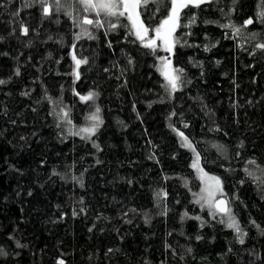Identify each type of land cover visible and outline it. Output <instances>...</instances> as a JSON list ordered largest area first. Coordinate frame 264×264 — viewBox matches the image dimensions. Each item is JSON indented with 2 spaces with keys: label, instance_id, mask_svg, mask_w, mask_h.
Listing matches in <instances>:
<instances>
[{
  "label": "trees",
  "instance_id": "16d2710c",
  "mask_svg": "<svg viewBox=\"0 0 264 264\" xmlns=\"http://www.w3.org/2000/svg\"><path fill=\"white\" fill-rule=\"evenodd\" d=\"M63 2L44 16L0 0V264H264V0L180 12L174 94L127 15L82 37L86 13ZM170 12L171 0L138 8L149 30ZM97 108L95 134L73 135ZM193 151L222 181L243 244L196 202Z\"/></svg>",
  "mask_w": 264,
  "mask_h": 264
},
{
  "label": "snow or ice",
  "instance_id": "6c2138e0",
  "mask_svg": "<svg viewBox=\"0 0 264 264\" xmlns=\"http://www.w3.org/2000/svg\"><path fill=\"white\" fill-rule=\"evenodd\" d=\"M76 3H79L83 11L86 13L95 12L96 16L99 17L101 13H103L106 16L109 17H117V16H124L127 12V19L132 21L133 28L136 29L135 35L140 39L141 41L144 40L145 34L148 32V28L144 26L143 22L139 20V13L136 11V9L140 6V4L147 3V0H75ZM211 0H171V14L168 15V17L162 21L160 27L154 29L156 32L157 38L164 40L165 44L168 45L166 48L167 51H171L172 49V43L170 42L169 37L171 36V33L175 31V29L179 26V20H180V12L184 8H187L189 5L199 7L201 4L204 3H210ZM33 3H40L42 5V11L44 16H50L53 12V9L55 8V11L59 12L62 9H64L65 5L63 0H54V3H48L47 0H33ZM123 8V10H121ZM67 15L72 16V11H68ZM261 19H264V11H261L259 13ZM195 22V17H193V21ZM80 25H94L96 27H103V21L99 19H90L87 15L80 18L79 21ZM110 26L115 28L117 25L112 24L111 22ZM253 21L251 19L245 21V25L252 24ZM188 26V25H185ZM222 27L225 28H235L234 25L231 24H225L222 25ZM162 29L164 31L162 32ZM22 32L23 34H28V28L22 26ZM85 32H87V29H84ZM235 32L239 34L241 32V28H235ZM89 38H94L89 33ZM79 38V37H78ZM155 45V40L149 41V43L145 44V47H153ZM257 48L264 49V43L256 45ZM207 50V49H206ZM73 59L76 61L77 67L81 64H86L87 60H77L75 56H73ZM167 59V58H163ZM183 73V69H173L170 66V62L168 64H165L164 69L162 70V75H164L165 80L167 83L164 85L166 89H169L170 92H175L178 90L179 83L181 81V75ZM19 74V70H17V75ZM78 77V73H77ZM4 80H0V84H4ZM95 93H89L86 97H81L82 100H91L95 96ZM100 109H96V113L90 117V119L96 123H93L91 127L88 128H82L80 129L81 132L85 133H91L95 134L96 129L99 127L100 118L98 116ZM65 116L67 113L64 114ZM73 135H79L78 132H73ZM181 137L185 141H187V137H184L183 133H179ZM90 138V137H89ZM95 147H98V145H94ZM188 147H191V142L187 143ZM199 156V153H197V157ZM249 164H255L254 160H250L248 162ZM197 165L194 164L193 167H196ZM245 171L251 175V173L246 168ZM207 175V174H205ZM75 179V178H74ZM210 179L214 180L216 182V185H220V180L218 177H211ZM82 185V182H81ZM166 196V193L164 194ZM210 196L213 194L210 193ZM205 199L203 196L200 197V200ZM200 200H197V203H200ZM82 202V201H81ZM228 201L227 200H218L215 202V207L223 214V218L219 221L222 224H225L227 228L233 229L236 233L238 242L240 244H243L245 242L244 237L247 235L246 232L243 231V229L240 227L239 222L236 220L234 215L231 213V209L227 206ZM83 211V209H81ZM77 213L73 211V215H76ZM185 216H188V213H184ZM213 218H215V214H213ZM195 219H199V217H196ZM253 224H255V221H252ZM256 227H259V225H256ZM262 234H264V229L261 230ZM199 239V237H198ZM20 246V245H18ZM111 251V250H109ZM189 252L191 249L188 250ZM0 254H6L3 253V250L0 249ZM58 264H65L63 260H60Z\"/></svg>",
  "mask_w": 264,
  "mask_h": 264
},
{
  "label": "rangeland",
  "instance_id": "374dc122",
  "mask_svg": "<svg viewBox=\"0 0 264 264\" xmlns=\"http://www.w3.org/2000/svg\"><path fill=\"white\" fill-rule=\"evenodd\" d=\"M121 10H123V8H121ZM182 11V10H181ZM86 13V12H85ZM171 14V12H170ZM169 14V15H170ZM86 15L90 18V19H99L102 20L104 24H107V22H117L118 19L122 16H117V17H109L104 15L103 13H101V15L99 17L96 16L95 12H90V13H86ZM125 15H128L127 12L125 13ZM105 19V20H103ZM132 23V21H131ZM161 25V24H160ZM160 25L158 27H160ZM133 26V25H132ZM96 26L94 25H83L80 26V33L82 37H88L89 33L91 32L90 30H93ZM157 27V28H158ZM84 29H87V32L84 31ZM135 31L136 29L133 28ZM177 29V28H176ZM175 29V31H176ZM164 31V29H162V32ZM174 32L171 33V36L169 37L170 42L172 43V49L171 51H167L166 48L168 47L167 44H165L164 40L157 38L156 32L154 30H149L147 34H145V38L143 41H141L140 39H138L140 41V43H142L143 45L149 43V41L151 40H155V45H153V47H151V49H153L154 51L159 53V57H158V70L159 73L161 74V76L164 78V75H162V70L164 69L165 64H168L170 62V66L173 69H177L173 63V58H174V51H175V40H174ZM138 38V37H137ZM163 58H167L166 60ZM165 82L167 83V81L165 80ZM180 85V83H179ZM180 87L178 86V90H176L175 92L179 91ZM175 92H171L172 94H174ZM93 125L92 122H90L89 124H87V126H76V128H74L72 130L73 132H78L79 135H75L79 138H89L90 136H92L93 134L91 133H85V132H81L80 129L82 128H88L91 127ZM196 164V167H193L197 179L200 183V191L198 193V196L196 197V200H200V197L203 196L205 199L200 200V203H198L202 209H206L208 210L212 215L215 214V216H218L220 214H218V212L215 209V202L218 201L221 198H225L223 196V183L220 180V185L217 186L216 182L212 179H210L211 177H217L213 174H209L207 173L201 166V162H200V157H197V154L193 151V165ZM192 165V166H193ZM207 174V175H205ZM212 193L213 195L210 196L209 194ZM228 201V200H227ZM231 209V213L232 215H234V217L236 218L235 215V211L232 207H230ZM237 220V218H236Z\"/></svg>",
  "mask_w": 264,
  "mask_h": 264
},
{
  "label": "water",
  "instance_id": "95a60500",
  "mask_svg": "<svg viewBox=\"0 0 264 264\" xmlns=\"http://www.w3.org/2000/svg\"><path fill=\"white\" fill-rule=\"evenodd\" d=\"M139 8V7H138ZM138 8L136 9V11L138 12ZM140 20V19H139ZM222 199H224V200H227L226 198H221V199H219V200H222ZM228 207H229V203H228V205H227ZM215 209L218 211V213H220V214H222L216 207H215Z\"/></svg>",
  "mask_w": 264,
  "mask_h": 264
}]
</instances>
